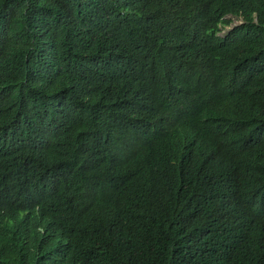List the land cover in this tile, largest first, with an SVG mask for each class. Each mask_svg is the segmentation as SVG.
<instances>
[{
	"label": "trees",
	"instance_id": "obj_1",
	"mask_svg": "<svg viewBox=\"0 0 264 264\" xmlns=\"http://www.w3.org/2000/svg\"><path fill=\"white\" fill-rule=\"evenodd\" d=\"M229 14L264 56V0H0V264H264L232 215L261 200L264 67Z\"/></svg>",
	"mask_w": 264,
	"mask_h": 264
},
{
	"label": "clouds",
	"instance_id": "obj_2",
	"mask_svg": "<svg viewBox=\"0 0 264 264\" xmlns=\"http://www.w3.org/2000/svg\"><path fill=\"white\" fill-rule=\"evenodd\" d=\"M226 18H227V23H221L219 26V30L216 33V35L222 39L225 38L227 35H229L236 28L242 26V24L247 23V21L241 15L236 16L229 14L226 15ZM191 32L193 33V35H195L198 32V30H194ZM223 46L227 48H232V47L238 48L239 51L246 57L247 61L250 64H256L259 67L263 65L264 67V56L259 54L251 43L237 41L235 37V33L232 36H229L227 39H223ZM249 83L253 87V91H257L259 89L264 88V74L249 81ZM211 85H212L211 90L213 93L214 103L217 108V104L219 103L223 95V91L218 90V88L221 87L218 83H214ZM252 106H253V102L249 107V114L252 110ZM214 133L217 137L229 141L230 143L238 147L239 137H233V138L225 137L220 132L215 130ZM256 138L258 140V143L256 144L254 149L256 151V157L259 159V163L264 170V123L261 126L260 132ZM232 163H234V161ZM242 169L244 171L243 166ZM245 176L250 181H252L253 183L259 186V189L261 191V200L253 201L249 199H240L239 205L232 214L241 217L237 225V229H236L237 233L243 231L247 226H251L253 229L257 231V234L243 238L238 241L239 244L238 253L243 258L245 251L250 248H257L258 251H260V253L264 255V182L260 180H256V177L254 178L251 173L246 172ZM26 206L32 208L29 205ZM208 207H209V212L212 215L221 213L219 208V203H216ZM32 209L34 210L33 214L26 215V212L22 213L21 216L18 217L19 222H21V224L26 228H30V229L37 228L42 230L43 227H48V226H43L37 222L38 209L37 208H32Z\"/></svg>",
	"mask_w": 264,
	"mask_h": 264
}]
</instances>
